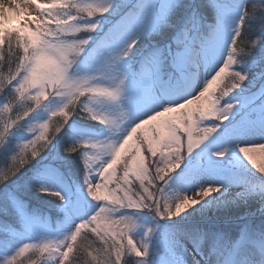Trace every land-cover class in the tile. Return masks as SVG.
Instances as JSON below:
<instances>
[{
    "label": "snow or ice",
    "instance_id": "obj_1",
    "mask_svg": "<svg viewBox=\"0 0 264 264\" xmlns=\"http://www.w3.org/2000/svg\"><path fill=\"white\" fill-rule=\"evenodd\" d=\"M0 104L3 264L28 250L55 264H264V223L207 217H264V0H0ZM73 153L75 188L55 162ZM33 191L56 198L57 220L31 207Z\"/></svg>",
    "mask_w": 264,
    "mask_h": 264
},
{
    "label": "rangeland",
    "instance_id": "obj_2",
    "mask_svg": "<svg viewBox=\"0 0 264 264\" xmlns=\"http://www.w3.org/2000/svg\"><path fill=\"white\" fill-rule=\"evenodd\" d=\"M43 2L47 3L49 2V0H44ZM92 2V0H73V3H78V4H84V3H90ZM33 8V14L34 15H41L39 10L35 9V5L32 6ZM67 11V10H66ZM54 14H55V10H53ZM73 14H75L74 10H73ZM204 14L208 17V21L212 22L213 19V13L211 9H205ZM14 68V65H13ZM8 73V69L7 66L4 67V75H7ZM0 108H2V104H0ZM58 117H53L52 120L49 122L50 123V129L49 132L51 131V128L55 126V124L58 121ZM55 121V122H54ZM88 122H81L78 117H74L73 121L70 122V125L74 126L77 129H80L81 131H83L85 134H90L93 130L99 135V136H104L107 135V131L103 129V126H97V122L95 121H90L87 120ZM72 127H69L66 131L67 135L70 136L72 134ZM42 131V129L39 128V125H37V130H36V135H39L40 132ZM49 132L47 133L49 135ZM53 133L51 132V135ZM30 138H34L32 136H30ZM63 143H65V137L63 138L60 137V139L58 138L57 141H54L53 146H51V150L47 152V154H45L43 156V163H47L50 160H52L53 156L58 155L59 153L62 152V145ZM91 154V153H90ZM254 157L256 158L258 163H264V150L258 152L256 151L255 153L253 152ZM5 160L3 158H0V166H2V163H4ZM56 163H60L61 164V171L63 173L64 179L65 181L70 184L71 186L75 187H79L82 185L83 183V172H82V164L79 160V154L78 153H73L67 156V158L65 160L62 161H55ZM119 172V170H118ZM197 195V193L195 192H190V193H184V192H179L176 193V195L181 196V198L185 195L189 196L190 198H193L194 195ZM167 195H173L172 193H169ZM50 198V196H47ZM53 201H55V204L52 202V205L54 204V206H50L49 209H45L42 210L41 212L45 213V215L51 217L54 221L58 219L57 217V205H58V201L56 200L55 197H51ZM172 201L169 200V203H171ZM48 203V201L46 202ZM251 208H255L254 206H252ZM255 209H253L254 212ZM259 213H256L255 215H240V217H238L237 219L234 220L235 223H237L236 227H239L245 223H251V219L255 216H258ZM8 220L10 222H14V218L12 217H8ZM141 222L143 224H148L151 223V218L147 215L144 214L141 216ZM164 223V222H161ZM257 227V226H256ZM133 239L139 244L141 241V237L139 235L134 236ZM24 242H30V243H34L35 241H27L25 240ZM88 242L92 243V249L95 252V249L99 247L98 244H96L94 242V238L92 237H88ZM77 243H83L82 240H80V238H78ZM22 246V245H21ZM128 257H130V260L132 261L131 264H137L138 262V258H136L134 256V254H130ZM85 261V264L88 260H90V257H84L83 258ZM101 259H103V257L101 256ZM47 260L46 264H55L54 260H48L47 256L41 257L39 252L35 251V250H28L25 253H23L21 256L17 257V264H43V262ZM0 264H3V257L0 256Z\"/></svg>",
    "mask_w": 264,
    "mask_h": 264
},
{
    "label": "trees",
    "instance_id": "obj_3",
    "mask_svg": "<svg viewBox=\"0 0 264 264\" xmlns=\"http://www.w3.org/2000/svg\"><path fill=\"white\" fill-rule=\"evenodd\" d=\"M255 2L258 3L259 0H255ZM258 36H259V34L257 32L255 34H253L251 37H249V39L250 40H257L258 39ZM153 40H155L156 42H164L165 37L164 36H156V37H153ZM258 48H259V45L257 44L256 45V49H258ZM5 67H6V65H5ZM5 76H7V75H5ZM78 119L81 122H88L87 120H84V119H82L80 117H78ZM49 135H51V131L49 132ZM63 138H64V136H63ZM47 196L48 195H46L44 193H40V192L33 191L32 194L28 197L29 204L31 205V207H33L35 209H38L40 211L45 210V209H49L50 206L52 205V202L55 204V201L51 200L52 199L51 196H50V198L47 197ZM47 201H48V203H46ZM54 204L52 206H54ZM262 223H264V217H261L260 215L255 216V217H253L251 219V224H254L257 227L261 226ZM125 260L128 261L129 264L132 263V261L130 260V257H128V256L125 257Z\"/></svg>",
    "mask_w": 264,
    "mask_h": 264
},
{
    "label": "bare ground",
    "instance_id": "obj_4",
    "mask_svg": "<svg viewBox=\"0 0 264 264\" xmlns=\"http://www.w3.org/2000/svg\"><path fill=\"white\" fill-rule=\"evenodd\" d=\"M44 0H42L43 2ZM255 143H264V141L256 140ZM258 151H262L261 149H255L254 153ZM193 198H197L195 194ZM255 207V206H254ZM255 208H246L241 206L240 208H227V209H216V208H209L207 212V217L209 222L220 223L225 226H230L232 228H237V223L234 222L235 219L240 217V215H244L246 212H251Z\"/></svg>",
    "mask_w": 264,
    "mask_h": 264
}]
</instances>
